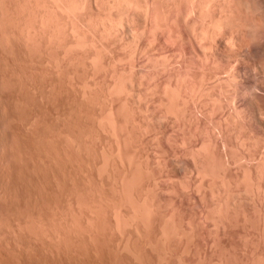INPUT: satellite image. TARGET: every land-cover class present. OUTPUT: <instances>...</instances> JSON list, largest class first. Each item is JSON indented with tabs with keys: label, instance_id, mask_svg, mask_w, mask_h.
I'll return each mask as SVG.
<instances>
[{
	"label": "clouds",
	"instance_id": "1",
	"mask_svg": "<svg viewBox=\"0 0 264 264\" xmlns=\"http://www.w3.org/2000/svg\"><path fill=\"white\" fill-rule=\"evenodd\" d=\"M0 264H264V0H0Z\"/></svg>",
	"mask_w": 264,
	"mask_h": 264
}]
</instances>
